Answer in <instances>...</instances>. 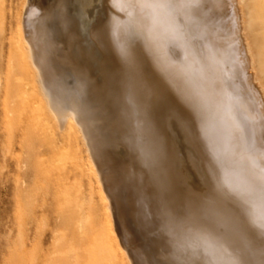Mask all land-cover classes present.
Here are the masks:
<instances>
[{"label":"bare ground","instance_id":"6f19581e","mask_svg":"<svg viewBox=\"0 0 264 264\" xmlns=\"http://www.w3.org/2000/svg\"><path fill=\"white\" fill-rule=\"evenodd\" d=\"M93 1L45 0L29 7L26 0L29 59L60 130L74 120L94 165L98 168V161L108 169L106 183L117 204L125 196L121 180L134 181L144 200L150 192L160 195L171 188L174 180L180 183L188 219L174 226L180 234L172 240L178 237L194 254L186 264H264V82L244 0L212 1L220 16L231 14L224 30L208 14L209 0H105L107 22L88 28V42L80 12ZM204 25L212 28L210 39ZM236 65L257 105L254 132L243 126L236 110ZM60 70L73 77V87L65 90L77 111L64 106L54 81ZM148 118L154 123L149 136L171 130L175 141L167 145L155 136L140 143ZM150 165H159L160 174ZM105 178L100 177L104 190ZM152 212V227L159 226ZM124 234L130 245L133 238L125 229ZM156 240L166 249L171 245L167 234ZM134 248L140 264H152Z\"/></svg>","mask_w":264,"mask_h":264},{"label":"rangeland","instance_id":"374dc122","mask_svg":"<svg viewBox=\"0 0 264 264\" xmlns=\"http://www.w3.org/2000/svg\"><path fill=\"white\" fill-rule=\"evenodd\" d=\"M34 1L29 0L31 6H28H41L45 0ZM212 1L209 0L207 12L215 18L216 28L224 30L228 28L231 14L220 16ZM92 3L80 12L82 36L88 42H92L88 28L105 24L108 19L105 0ZM244 4L248 36L254 51L258 53V48L262 51L261 55L256 53V66L264 82V0H244ZM25 13L26 0H0V264H140L134 247L149 256L145 258L152 264H174L175 261L186 264L184 260L194 258V254L180 240L176 241L178 237L172 240L174 234H180L174 226L188 219L186 192L174 180L171 188L164 187L160 195L150 192L144 200L134 181L123 183L121 180L118 186L125 196L117 204L109 182V187L106 183L110 177L108 169L102 168L98 161V168L94 165L74 120L70 119L65 130H60L41 92L29 59ZM204 26L210 39L211 33L208 34L212 28ZM96 54L102 57L99 49ZM235 72L240 81L236 110L243 126L253 131L252 118L257 114V105L243 83L244 74L239 65ZM59 73L54 81L61 88L64 106L77 111L65 90L73 87V77L63 70ZM142 127L145 130L142 134L139 132L140 143L148 140L149 143L155 136L164 137L163 143L167 145L175 141L171 130L149 136L150 127L152 130L154 127L152 118ZM118 136L122 138L123 134ZM122 147L127 159L124 142ZM158 169L159 165H150V170L160 174ZM99 172L102 178L108 175L103 179L105 190L101 188ZM152 178L150 174L148 180ZM193 184L197 186L198 182ZM152 210L159 226L152 227ZM124 229L134 240L131 246ZM163 233L171 242L167 249L156 240ZM209 259L204 257L205 262Z\"/></svg>","mask_w":264,"mask_h":264}]
</instances>
